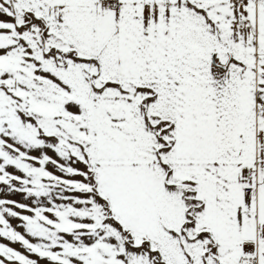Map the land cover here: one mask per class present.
Returning a JSON list of instances; mask_svg holds the SVG:
<instances>
[{
  "label": "snow or ice",
  "instance_id": "snow-or-ice-1",
  "mask_svg": "<svg viewBox=\"0 0 264 264\" xmlns=\"http://www.w3.org/2000/svg\"><path fill=\"white\" fill-rule=\"evenodd\" d=\"M0 264H264V0H0Z\"/></svg>",
  "mask_w": 264,
  "mask_h": 264
},
{
  "label": "rangeland",
  "instance_id": "rangeland-1",
  "mask_svg": "<svg viewBox=\"0 0 264 264\" xmlns=\"http://www.w3.org/2000/svg\"><path fill=\"white\" fill-rule=\"evenodd\" d=\"M12 198H14V199H17V200H19L20 199V197L19 196H15V197H12ZM15 223V222H14Z\"/></svg>",
  "mask_w": 264,
  "mask_h": 264
}]
</instances>
